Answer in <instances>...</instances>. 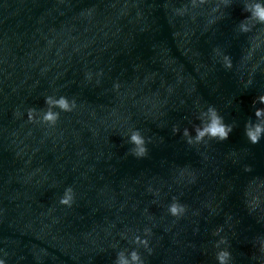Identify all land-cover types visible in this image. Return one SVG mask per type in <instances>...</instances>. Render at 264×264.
Here are the masks:
<instances>
[{
    "label": "water",
    "instance_id": "1",
    "mask_svg": "<svg viewBox=\"0 0 264 264\" xmlns=\"http://www.w3.org/2000/svg\"><path fill=\"white\" fill-rule=\"evenodd\" d=\"M217 3L0 0L7 264H114L145 228L153 232L151 255L138 249L146 264H217L221 237L232 264H264V139L251 144L245 135L264 94V36L249 58L245 49L264 26L238 33L243 0L213 12ZM216 48L231 56L232 69ZM61 95L76 108L54 127L28 122L29 108ZM209 106L232 132L189 145L185 129L194 137ZM136 129L150 141L141 159L130 154ZM69 186L75 201L62 206ZM173 197L187 207L180 218L167 212Z\"/></svg>",
    "mask_w": 264,
    "mask_h": 264
},
{
    "label": "clouds",
    "instance_id": "2",
    "mask_svg": "<svg viewBox=\"0 0 264 264\" xmlns=\"http://www.w3.org/2000/svg\"><path fill=\"white\" fill-rule=\"evenodd\" d=\"M234 0H218L216 7L213 12L220 11L221 8L228 9L232 7ZM206 3V0H192V8H196ZM242 9L245 15L239 21L236 26V31L238 33L247 34L253 32L254 29H258V26H264V0H243ZM187 11V6L176 9V14L183 16ZM223 15V13H222ZM215 21H213L214 23ZM262 28L258 29V34L254 40H250L248 47L245 51L248 53V58L251 56L252 52L259 48L260 40L264 36V32L261 31ZM214 53L220 57V62L225 69H232L233 63L230 55L223 53L219 48L213 50ZM254 66L253 70L255 71ZM90 78V76H89ZM252 83V78L246 81V85ZM114 87L119 89L120 85L115 84ZM44 104L46 107L41 110L36 108H29L27 110V119L29 123H40L48 126H55L60 118L61 112H71L76 108V101L74 99L70 100L66 96H46L44 98ZM254 105H259L256 107L254 112V119H250L245 124V135L251 144H257L264 139V94L259 95L255 101ZM57 109L59 111H57ZM19 115V113L17 114ZM201 117H206V119H201V122L194 129L195 136L193 137L189 130L185 129L183 135L187 138L186 142L189 145L196 144H207L210 140L223 141L228 138L229 134L233 130V125L231 123H225L223 117L219 114L218 110L214 106H209L207 110L201 113ZM178 131V130H176ZM129 144L132 145L130 154L134 157L141 159L148 155L147 144L150 142L146 139L139 129L134 130L128 137ZM246 172L251 171L249 167H245ZM151 191V189H149ZM75 201V192L72 187L65 188L62 196L59 199V204L62 206L71 207ZM260 200L254 198L251 202L250 207H255L259 204ZM167 212L170 216L174 218H180L184 216L187 212V207L182 204L178 198L173 197L172 202L168 205ZM221 228H217L213 235L219 236L222 231ZM153 235L151 228H145L143 230V235H135L132 239V244L136 247L132 249H123L117 252L114 264H146L144 257L138 251L140 247H143L149 255L152 253L150 247V238ZM126 238V237H123ZM260 250L264 252V240L259 241ZM228 240L225 237H221L215 242V248L217 249L215 253V259L217 264H232V254L227 247ZM223 246V247H222ZM2 252V250H0ZM7 253L0 255V264H7L6 262Z\"/></svg>",
    "mask_w": 264,
    "mask_h": 264
}]
</instances>
